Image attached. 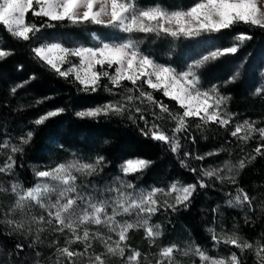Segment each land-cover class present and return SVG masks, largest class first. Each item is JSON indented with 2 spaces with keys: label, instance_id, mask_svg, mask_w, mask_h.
<instances>
[{
  "label": "snow or ice",
  "instance_id": "1",
  "mask_svg": "<svg viewBox=\"0 0 264 264\" xmlns=\"http://www.w3.org/2000/svg\"><path fill=\"white\" fill-rule=\"evenodd\" d=\"M29 13L45 19L46 22L39 26L30 23ZM65 21L74 26L99 25L125 34L117 40H106L93 33L95 43L92 46L78 44L68 47L53 42L35 44L30 48L33 59L41 67L46 66L65 80L72 77L73 82L81 86V91L95 93L103 87L115 96V90H120V100L87 107L76 111L74 115L81 120L99 121L102 117L126 116L133 123L142 121L141 134L167 145L168 150L180 159L181 167L193 174L194 181H174L166 189L153 187L143 190L137 189L132 181L117 176L112 186L97 190L93 185L89 191L87 185L78 184L77 181L80 176L102 172L107 166L105 157L97 156L94 162L73 159L45 169L34 168L36 183L30 187L25 188L18 182L11 183L10 188L0 185V192L10 191L15 196V202L6 217L16 210L30 215V223L37 227L35 239L29 247L42 242L40 233L47 230L44 225L54 226L53 230L61 233L68 230L71 236L66 238L65 246L57 248L59 256L55 264H77V258H80V264H106L105 256L118 257L120 264H140L141 252L130 249L127 243L130 231L142 229L149 244H155L162 236L161 226L150 221L158 211L163 209L165 212H177L181 208L186 210L198 188L205 189L210 186L206 180L237 185L236 176L239 171L257 156H264V127H257L255 121H235L236 114L227 109L231 98L222 94L218 85L214 84L205 89L201 84L199 70L222 56L235 54L239 45H215L192 57L191 62L186 63L182 70L158 62L152 55L142 51L141 45L145 43V38L154 36L157 39H169L174 48L175 41H196L198 38L228 30L236 24L264 30V0H193L189 6L177 8H168L160 3L142 5L139 0H0V25L19 41L33 40L42 29ZM232 39L242 44L253 39V36L238 33ZM11 54L10 50L0 49V59ZM72 58H76V62ZM64 65L68 67L65 68ZM239 75L240 72L235 71L224 81L225 85L235 82ZM34 79L35 75L17 84L11 92L14 94L18 88ZM104 79L107 83L101 85ZM124 82H128L131 87L125 86ZM261 92H264V88L256 89L257 95ZM154 93H161L169 101L175 102L177 108H170ZM142 105L150 107L145 108ZM64 111V108L49 110L32 123L37 126L44 125L47 120L61 115ZM146 112L153 118L151 121L145 118ZM165 119L172 121L174 125L167 132L161 123H157ZM191 119L200 121L195 125L198 129L208 124L218 125L230 137L243 144L257 140L253 149L255 155L246 154L234 165L224 162L223 166L218 167L190 166L187 162L189 157L203 161L208 156H216L227 150L221 146L194 156L186 151L182 154L184 158H180V134H185V139L191 138L195 143V138L189 136ZM33 136L34 132L30 130L19 137L18 144L9 140L0 141V149L8 148L11 152L0 165V173L14 175L15 154L22 153L23 146L29 144ZM237 147L244 152L240 143H237ZM152 163L153 161L144 158H128L119 164V171L124 177L135 176L143 173ZM226 195L229 196L226 201L229 207L247 206L251 209L253 198L238 185L234 195ZM33 209H37L39 214H32ZM123 216H135V220L118 219ZM5 222L13 226L14 231L24 227L22 222L14 219L6 218ZM28 231L31 232L32 229L29 228ZM208 231L211 233L213 247L224 244L239 249L241 253L251 250L255 264H264V243L257 241L254 245L242 239L236 232L217 233L212 228ZM114 236L116 239H113ZM95 240L103 244L104 253H89ZM77 242L84 245L82 251L71 248ZM157 247L159 251L155 264H178L174 258L178 251L184 256L198 258L200 264H243L237 252H232L228 257H213L208 254L207 249L198 245H189L185 249H178L174 244ZM16 249L23 252V244H16Z\"/></svg>",
  "mask_w": 264,
  "mask_h": 264
},
{
  "label": "trees",
  "instance_id": "2",
  "mask_svg": "<svg viewBox=\"0 0 264 264\" xmlns=\"http://www.w3.org/2000/svg\"><path fill=\"white\" fill-rule=\"evenodd\" d=\"M139 2L142 5L160 3L168 8H177L187 7L193 0H139ZM28 21L38 26L46 22L45 19L34 17L31 13L28 15ZM101 28L92 24L74 26L66 21L57 22L54 27L42 29L33 40L19 41L0 25V49L10 50L12 53L0 59V141L9 140L13 144H18L20 136L30 130L34 132L31 142L23 146L24 151L15 154L14 176L27 188L35 184L34 168L45 169L64 163L71 155L78 156L85 162H94L97 156L102 155L107 166L93 176L94 180H98L97 188L106 177L118 172L119 164L123 160L137 157L151 160L153 163L143 173L129 176L128 179L136 187L174 181L193 182V174L181 167L180 159L168 150L167 145L141 134L142 121L137 120L133 123L126 116L102 117L99 121L81 120L74 115L76 111L95 106L104 100L112 98L120 100L119 89L115 90L117 92L115 96L105 91L103 87L95 93L81 91V86L73 82L72 77L65 80L48 70L46 66L41 67V64L33 59L30 48L35 44L57 42L71 47L68 39L73 37L81 44L92 46L89 38L93 33L99 34ZM238 33L252 35L253 39L241 44L240 41L232 39ZM204 38L210 48L235 43L239 45V49L235 54L222 56L202 67L200 72L203 82L208 86L218 85L220 92L231 98L227 108L229 112L236 114L235 121L244 119L255 121L258 126L264 127V92L259 95L253 94V90L264 88V73L260 75V70L264 67V30L236 24L228 30ZM159 47L160 44H155L142 49L158 62L170 64L179 70L178 54L184 51L183 47L179 45L172 55H167L165 51L161 52ZM229 65L231 68L228 70L226 68ZM237 70L240 72L239 77L235 82L225 85L224 81ZM33 75L36 79L18 88L14 94L11 92L13 87ZM106 83V79L101 81V85ZM124 83L125 86L131 87L128 82ZM154 95L170 108H177L175 102L169 101L161 93ZM45 97L49 99H44ZM57 108H64L65 111L47 120L44 125L37 126L32 123L47 111ZM145 118L150 121L153 119L147 112ZM157 123H161L166 132L174 126H169L167 119ZM199 123L198 119L189 121V136L195 138V143L191 138L185 139V134H180L182 144L180 158H184L182 154L186 151L194 156L219 149L221 146L227 150L216 156H208L203 161L189 157L187 162L190 166L205 167L213 160L229 161L234 165L246 154L255 155L253 149L257 143L254 140L243 144L230 137L218 125L208 124L198 129L195 125ZM237 143L244 148V152L237 147ZM236 181L237 185L253 198L251 209L237 211L226 207V201L229 199L226 193L234 195L237 185L206 180L210 186L205 189L198 188L186 210L183 208L177 212L161 210L158 213L163 243L173 245L187 239L193 241L195 245L207 248L213 246L211 233L207 230L209 228L217 233L236 232L242 239L254 245L257 241L264 243V156H257L240 170ZM8 207L4 200H0V264H55L59 256L57 248L65 246V240L69 238L67 231L61 233L54 231L53 228H46V231L40 233L42 242L29 247L35 239L36 227L24 225L23 229L14 231L13 226L5 222L9 217H6ZM213 209L217 211L214 212ZM29 228L32 229L31 232L28 231ZM53 241L56 243H52ZM18 243L23 244V252L16 249ZM131 246L144 251L145 240L141 235H136ZM71 248L82 251L84 247ZM230 248L237 252L243 264H255L251 250L241 253L239 249L232 246Z\"/></svg>",
  "mask_w": 264,
  "mask_h": 264
},
{
  "label": "rangeland",
  "instance_id": "3",
  "mask_svg": "<svg viewBox=\"0 0 264 264\" xmlns=\"http://www.w3.org/2000/svg\"><path fill=\"white\" fill-rule=\"evenodd\" d=\"M98 32H99V34H96V35L99 38L106 39V40H108V39L117 40L119 37H123L125 35L123 33H118L112 29L104 28V27H102ZM136 35L142 36V34H136ZM92 37H93V34L91 35V38H89V41H91V43L93 45L95 43V41L93 40ZM68 40H70L71 47L74 45L81 44L80 41L75 40V38H73V37L69 38ZM152 41H155V42L153 43ZM44 43H51V42H44ZM172 43L173 42H171L169 39H166V38L165 39H157L154 36H148L147 38H145V43L141 45V50L143 51V49H142L143 47H150V46L155 45V44H160L159 49L161 50V52L165 51V52H167V55H172V53L175 51V49L177 47H179V45H181L183 47L184 51L178 54V56L180 57L178 65L180 68L179 70H182L185 67L186 63L191 62L192 57H195L199 53L205 52L207 49L210 48L209 44L206 42V39L204 37L198 38V40H196V41L184 40V39H181L179 41H175L174 42L175 43L174 48L171 46ZM72 60H73V62H76V58H72ZM64 67L67 68L68 65H64ZM230 68H231V65L227 66L226 69L229 70ZM263 71H264V67L260 70V75H263V73H264ZM199 75H200V79H201L200 70H199ZM201 84H202V87L205 89L210 88L212 86V85L208 86V84L204 83L202 79H201ZM253 94L257 95L256 90H253ZM111 97L112 96H110V98ZM114 100H115V98H112L109 100H104L100 104L107 103V102L114 101ZM167 124L169 126H172L173 122L167 119ZM257 127H260V126L257 125ZM254 141L256 143L258 142L257 140H254ZM10 154H11L10 151L7 150L6 148L0 149V165H2L4 163V161L7 159V156ZM73 159H79L81 162H85L80 157L75 156V155H71L70 158L66 162H69ZM66 162H64V163H66ZM224 162H229V161L221 162V161L213 160V161L209 162L204 168L223 166ZM229 163L233 164V162H229ZM93 176H95V174L91 175V176H80L77 183L82 184V185H87L88 190L91 191L93 185L95 186V188L97 190H102L105 188V186H112L114 184L115 178L117 176H121L122 179L129 180L128 179L129 176H127V177L122 176V174L120 173V171L118 169V172L116 174L109 175L102 182H100L101 186L97 188V181L98 180L97 179L94 180ZM13 182L19 183V181L17 180V178L14 175L9 176V175H5L3 173H0V185H3V187H5V188H10V185ZM35 183H36V178H35ZM170 183H172V182H170ZM170 183L154 184V185H149V186H144V187H136V188L137 189H143V190H150L153 187H159V188H165L166 189ZM227 183H229V182H227ZM227 183H224V184H227ZM97 194H99V191L97 192ZM105 195H107V193H105ZM158 199H162V197H158ZM0 200H4L6 202V205L9 206L8 207V209H9L12 207V205L15 202V196L10 191L9 192H0ZM226 207L229 209H232V210H237V211L249 209V208H247V206H245L244 208L229 207L227 205V203H226ZM161 210H163V209H161ZM160 211H158L157 214L151 218L150 222L153 224H159L161 226L159 218H158V213H160ZM32 214H39L38 210L33 209ZM8 218L14 219L17 222H22L24 225L37 227V225H33L30 223V215L26 214V213H22L20 210H16ZM118 219L131 221V220H135V216H131V217L123 216V217H118ZM44 227L52 229L54 226L44 225ZM89 227L94 228L95 226H89ZM160 230L162 231V227L160 228ZM65 231H67L68 237L70 238L71 234L68 232V230H65ZM226 233H231V232H226ZM136 235H141V237L145 240L144 251H141L137 247L131 246V243L134 241V238ZM113 239H116V237L114 236ZM127 243L129 245L130 249L139 250L141 252L142 255H141V259H140V264H155V260L158 258L157 253L159 251V248L157 246H160V247L169 246V245H165L163 243L162 236L156 240L155 244L150 245L149 242L144 238V233H143L142 229L130 231L129 232V240ZM174 245H176L178 247V249H185V248L189 247V245H195V243L193 241L183 239ZM71 246L84 247V245L79 243V242L74 243ZM230 247H231L230 245L221 244L218 247L209 246L205 249H207L208 254L210 256L228 257L233 252ZM104 252H105V248H104L103 244L99 240L93 241V247L91 249H89V253H92V255H95V254L104 253ZM126 254H127V252H126ZM145 256L147 257V260H145ZM104 258L106 259V264H120V260L118 257L105 256ZM174 258L178 262V264H194V262H195V264H200L198 258L193 257L191 255L184 256L179 251L174 254ZM77 264H80V258H77Z\"/></svg>",
  "mask_w": 264,
  "mask_h": 264
}]
</instances>
